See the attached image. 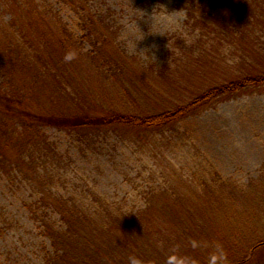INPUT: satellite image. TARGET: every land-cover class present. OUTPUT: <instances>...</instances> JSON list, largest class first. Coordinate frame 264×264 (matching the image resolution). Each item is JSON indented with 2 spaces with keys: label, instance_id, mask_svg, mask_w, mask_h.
<instances>
[{
  "label": "rangeland",
  "instance_id": "374dc122",
  "mask_svg": "<svg viewBox=\"0 0 264 264\" xmlns=\"http://www.w3.org/2000/svg\"><path fill=\"white\" fill-rule=\"evenodd\" d=\"M99 1L108 17L107 34H117L114 43L161 89L156 96L145 95L138 91L145 89L144 80L134 76L131 84L118 73L107 80L84 62L91 72L85 87L93 94L96 86L100 106L163 110L213 85L264 73V0H208L214 5L208 21L217 31L193 38L186 37L189 0ZM22 2L0 0V40L18 35V20L27 26ZM48 2L76 28L68 5ZM152 14L158 18L153 25ZM162 27L164 33L155 32ZM16 73L18 79L23 76L21 70ZM62 86L50 90L43 85L42 99L32 100L33 108L48 112L60 106L71 113L96 108L82 97L84 87L75 79ZM123 86L137 96L126 98ZM43 134L66 170L60 181L48 175L56 180L52 190L61 196L76 194L81 204L99 194L102 198L93 201L120 214L105 221L98 217L107 228L105 235L92 237L101 249L94 257L98 264H108L107 254L124 264H131L132 257L140 264H208L214 262L212 255L236 254L254 238L264 237V85L218 98L161 129L121 127L88 142L50 127ZM205 160L216 169H203L208 188L194 167ZM25 170L32 179L20 169L9 177L0 174V264H49L53 252L43 226L59 216L52 199H42L48 191L41 185L47 181L30 167ZM77 247L72 254H78ZM81 253L90 261L95 255ZM256 260L264 263V251Z\"/></svg>",
  "mask_w": 264,
  "mask_h": 264
},
{
  "label": "trees",
  "instance_id": "16d2710c",
  "mask_svg": "<svg viewBox=\"0 0 264 264\" xmlns=\"http://www.w3.org/2000/svg\"><path fill=\"white\" fill-rule=\"evenodd\" d=\"M59 1L74 11L76 28L58 14L48 0H23L20 9L28 28L18 20L15 22L18 35L7 34L4 40H0V87L6 84L4 91L0 88V174L9 177L10 173L20 169L26 177L32 179L25 170L30 167L41 180L47 181L41 185V188L48 191L42 195V199H52L53 212L59 216L55 220L43 219L44 233L50 237L53 246L49 264H98L94 257L101 249L99 251V242L95 243L92 237L99 235L100 238L107 231L98 217L105 221L120 214L116 209L93 201L95 198H102L99 194H95L91 202L81 204L76 194L61 196L52 190L55 181H60L61 173L66 170L60 164L61 155L52 149L53 145H48L47 140L43 139L44 129L50 127L64 130L77 139H85L86 142L89 141L86 140L88 138L101 136L121 127L161 129L186 120L218 98L264 85V73L250 74L213 85L188 101L176 103L163 110L145 109L136 112L127 108L118 110L100 106L94 97L97 95L96 86L93 85V94L85 87L88 86L87 79L91 72L89 68L83 67L84 62H89L92 70L106 79H115L118 73L120 76L129 77L131 84L134 76L138 77V80H144L142 85L145 89L140 87L138 91L145 95L156 96L160 94L161 89L142 73L140 65L135 66L131 56L127 55L122 46L114 43L118 40L117 34H107L108 17L103 12L99 0ZM174 1L183 3V0ZM213 6L208 0H189L186 6V37L215 34V26L208 21ZM20 70L23 71V76L18 79L16 72ZM14 78L16 82L10 80ZM72 79H75L81 88L84 87L81 91L82 97L90 105L95 103L96 108L77 113H71L60 106L51 108L48 112L33 108L32 100L42 99L43 85L50 90L55 87L62 89L64 81L72 82ZM11 87L14 88L13 91L9 90ZM123 95L126 98L137 96L127 87H124ZM184 132L185 136L192 138L187 129ZM207 166L213 168V172L216 171L212 163L209 162ZM207 166L206 160L194 163L200 182L206 188L209 183L203 169ZM48 175H54L56 180ZM46 176L52 182H49ZM173 193L177 194L176 189ZM74 243H78V247ZM73 247L79 249L78 254H72ZM84 251L95 254L91 256V261L81 253ZM261 251H264V237L254 238L236 254L212 255L210 258L214 259V262L209 258L205 263L210 261L208 264H264L256 260ZM106 256L108 264H124L122 258L117 261L111 258L110 254Z\"/></svg>",
  "mask_w": 264,
  "mask_h": 264
},
{
  "label": "clouds",
  "instance_id": "9594fccd",
  "mask_svg": "<svg viewBox=\"0 0 264 264\" xmlns=\"http://www.w3.org/2000/svg\"><path fill=\"white\" fill-rule=\"evenodd\" d=\"M152 16H153V22H152L151 25H153L154 23H157V22H158V18L155 17L153 14H152ZM155 32H161V33H164V28L162 27L161 29L156 30ZM131 264H140V262L138 261L137 258L132 257V258H131Z\"/></svg>",
  "mask_w": 264,
  "mask_h": 264
}]
</instances>
